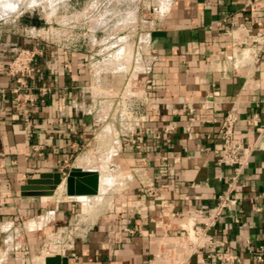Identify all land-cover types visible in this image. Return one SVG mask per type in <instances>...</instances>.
<instances>
[{"label": "crops", "instance_id": "1", "mask_svg": "<svg viewBox=\"0 0 264 264\" xmlns=\"http://www.w3.org/2000/svg\"><path fill=\"white\" fill-rule=\"evenodd\" d=\"M139 22L152 63L134 88L147 98L134 129L115 104L131 81L128 66L121 72L93 67L94 55L110 48L98 41L99 32L86 46L84 36L0 20V69L20 48L39 46L32 89L20 102L15 79L0 74V264H45L56 254L68 256L69 264H151L166 232L176 237L196 210L213 207L226 191L232 168L220 166L213 149L228 112L238 115L236 136L243 142L264 125V59L236 70L222 63L235 26L264 32V0H157ZM191 118L194 138L186 128ZM171 123L175 128L167 131ZM137 134L141 148L133 142ZM75 167L100 174L87 213L66 192L22 194L41 173L68 175ZM237 195L241 224L224 219L215 236L241 264H264L257 258H264V150L254 152ZM190 264H200V257Z\"/></svg>", "mask_w": 264, "mask_h": 264}, {"label": "built area", "instance_id": "2", "mask_svg": "<svg viewBox=\"0 0 264 264\" xmlns=\"http://www.w3.org/2000/svg\"><path fill=\"white\" fill-rule=\"evenodd\" d=\"M250 7L252 10L259 8L255 3H250ZM256 24L258 28L263 27V21L261 20L257 21ZM241 29L245 33L243 38L239 32ZM255 30L254 27H246L240 24L235 26L234 30L227 32L232 36L233 40L232 50L230 52H222L224 54L222 62L224 69H243L251 67L264 59V32ZM143 39L141 38L142 52L139 53V57L144 63V68L140 69L136 65V69H134L129 78V81L131 80L129 84L124 90L118 91L115 95L117 114L124 123L134 126V129L139 124L138 119L141 116L143 107L147 105L145 93L137 94L134 88L138 86L136 84L138 78L146 72L147 67L152 63L151 58L145 53V44L142 45L145 42ZM38 52V45L34 48H20L9 64L4 69H0V74L5 72L17 82L18 85L14 92L17 95L16 100L18 102H20L22 95H27L24 94L25 91L32 89L29 85V80L36 71L34 62ZM142 53H145V57L142 56ZM104 61L105 64L108 62ZM100 65V61H93L94 68H98ZM42 91L46 92V88L42 89ZM202 106L204 108L207 107L206 103H203ZM25 120L29 121L28 112ZM191 121H194V118H191L186 128L189 137L194 138L196 133ZM238 121L239 117L235 112H228L219 130L221 143L213 149L217 163L220 166L232 168L229 179L225 181L227 185L226 191L216 196L217 203L213 207L196 210L195 214L189 217L187 222L181 226L180 232L176 237H172L169 232H166L156 253L152 256L151 264H169L171 261L174 264H190L196 255L200 257V264L242 263V257L227 248L226 243L218 240L214 233L224 219L237 225L241 224L242 215L238 209L240 199L237 195V190L250 166L254 152L264 150V125L257 127V136L252 142H243L236 136V124ZM254 123L258 125V122ZM174 128V123H171L167 131H172ZM133 142L137 144V148H141L144 138L141 134H137ZM66 175L67 173L63 172V176ZM200 215H206L205 220L202 222L198 218ZM51 249H49V255L52 252ZM257 258L259 262L264 260L262 255H258Z\"/></svg>", "mask_w": 264, "mask_h": 264}, {"label": "rangeland", "instance_id": "3", "mask_svg": "<svg viewBox=\"0 0 264 264\" xmlns=\"http://www.w3.org/2000/svg\"><path fill=\"white\" fill-rule=\"evenodd\" d=\"M30 1L35 3L10 16L0 17V20L18 18L27 25L34 24L42 28L49 26L56 32H69L72 38H77L78 35L84 36L86 46L92 44L93 34L99 32L98 41L102 39L103 47L110 46V48L94 55L93 61H101L103 68H114L116 72H121L128 66V78L136 69V65L140 68L138 43L141 38V23L139 21L146 11H149L150 6L157 3V0H25V2ZM144 44L145 42L142 43ZM126 48H128L127 52ZM142 56L145 55L142 53ZM104 60L108 62L105 64ZM125 86L126 84L120 91L124 90ZM106 171L110 176L118 174L117 170ZM62 196L64 193L57 197ZM51 247L50 244L44 246L45 251Z\"/></svg>", "mask_w": 264, "mask_h": 264}, {"label": "water", "instance_id": "4", "mask_svg": "<svg viewBox=\"0 0 264 264\" xmlns=\"http://www.w3.org/2000/svg\"><path fill=\"white\" fill-rule=\"evenodd\" d=\"M100 174L96 169L72 168L68 175L61 172H44L22 187L23 195L60 196L64 192L80 203L82 213L88 212L89 196L99 193ZM45 264H69V257L56 254L48 256Z\"/></svg>", "mask_w": 264, "mask_h": 264}, {"label": "bare ground", "instance_id": "5", "mask_svg": "<svg viewBox=\"0 0 264 264\" xmlns=\"http://www.w3.org/2000/svg\"><path fill=\"white\" fill-rule=\"evenodd\" d=\"M32 3L35 2H25V0H0V17L10 16L25 7H29Z\"/></svg>", "mask_w": 264, "mask_h": 264}]
</instances>
